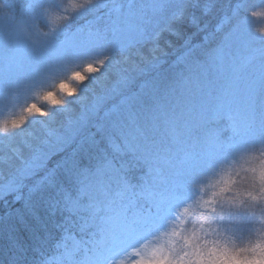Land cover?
Returning a JSON list of instances; mask_svg holds the SVG:
<instances>
[{"label": "snow or ice", "instance_id": "obj_1", "mask_svg": "<svg viewBox=\"0 0 264 264\" xmlns=\"http://www.w3.org/2000/svg\"><path fill=\"white\" fill-rule=\"evenodd\" d=\"M217 3L202 0L203 14ZM150 4L153 13L169 15V28L182 22L189 8V0ZM135 5L136 0H83L68 14L60 0H0V114L8 112L0 133L11 153L0 166L18 161L22 176H39L24 211L18 210L20 223L40 225L43 237L37 239L51 241V251L33 249L34 264H264V111L257 113L254 99L246 110L229 114L227 137L214 136L201 149L157 153L139 176L116 169L107 152H121L120 143L111 136L95 139V133L92 142L103 163L94 168L76 163L63 177L59 164L49 167L62 151L54 149L78 137L94 118L118 115L124 107L131 111L132 77L127 68H113L147 42L144 25L150 21L134 20ZM217 34L224 41L248 34V47L264 56V0H231L229 11L201 38L200 44L209 45V64L219 67L225 46L213 43ZM197 46L186 38L177 62L184 63ZM255 59L234 69L235 79ZM77 108L72 120L69 113ZM32 124H42L45 134L28 131ZM16 141L27 154L13 146ZM239 161L247 165L240 170L250 174L243 191L233 179ZM45 194L42 210L32 196ZM190 215L194 227L178 250L176 225ZM253 234L255 239L236 244Z\"/></svg>", "mask_w": 264, "mask_h": 264}, {"label": "rangeland", "instance_id": "obj_2", "mask_svg": "<svg viewBox=\"0 0 264 264\" xmlns=\"http://www.w3.org/2000/svg\"><path fill=\"white\" fill-rule=\"evenodd\" d=\"M60 2L68 10H71L68 7L69 5L82 3L83 0H60ZM218 2L225 4L227 0H218ZM147 3V6L142 8L141 0H136L134 8L136 12L134 20L137 23L140 22L141 16H143L144 20L150 21L144 25L148 35L147 42L139 45L134 50L135 54L130 61L126 64L122 62L113 68V70L127 68L132 77V82L127 90V95L131 97L128 103L134 106L137 100L145 98V94H147L148 99L153 87L159 89L161 96L160 84L165 78L168 77L169 80H173L185 76L180 83H176L175 93H173V87H171L169 95L176 100L172 113H169L171 106L168 105V101L165 99L166 108L170 110L167 111L163 108L158 113L150 115L151 120H155L156 127L148 126L147 140L150 142H147V148H144L147 153L148 166V163L155 156V153H160L154 152L158 148L162 151V149L170 147L171 149L167 150H170L171 153L178 154L183 150L204 148L214 136L219 135L224 137V133L226 132L229 135V114L246 110L253 99L255 100L257 113L264 111V56H261L258 52H253L248 47L247 42L251 39L248 34H238L228 41H224L223 36H221L219 43H223L225 46L223 65L219 67L212 66L209 64L207 57H204L199 63L194 64L193 75L186 76L183 73V69L189 65V61L196 55L199 46L193 48L187 55L184 63L177 62V57L183 55L185 49L176 54L174 59L167 63L173 56V53L168 52L173 51L176 46H184V40L186 38L193 39L198 33H203L202 36L206 33H211L217 23L212 21L216 18L217 12L214 11L218 8L210 14L204 15L202 9L198 10V12L195 10V8H198L197 3L195 6L189 0L188 12L185 14L184 20L173 24L169 28V15H163L159 18L158 22L157 19L147 17V11L149 14L150 12L153 13V5L150 4V0H147ZM200 3H202V0H200ZM193 16L195 17V23L192 20ZM172 29L178 30L180 35H174ZM250 56H256V59L240 74L238 80L235 79L236 73L234 69L246 63ZM187 71L191 73L190 69ZM159 72H162V74ZM150 74L153 75L150 76ZM146 75L147 79H149L143 81L144 83L140 85L137 92H130L132 86L141 78L140 76L146 77ZM89 96H91V90ZM89 102L81 101L78 103L86 105ZM135 107L137 108V105ZM16 111L18 113L19 110ZM79 111L80 108H77L75 112H70V118L75 120ZM7 117L8 112L0 114V120L6 119ZM112 117L115 116L113 115L102 120L100 126L103 125V127L100 129L110 127L113 122ZM58 123L62 128L67 126V121L64 117H60ZM90 129L91 127L83 130L75 139H70L66 143L58 146L57 149H54L59 150L62 148V151H59V155L53 157L51 163L56 160L57 162L55 164L62 161L71 151L72 147H75V144L80 141L79 139L82 138V135L90 131ZM28 131L32 132L35 136H43L45 134V128L42 124H32L29 126ZM152 134L156 136L153 141H151ZM2 137L3 134L0 133V161L8 155H11ZM13 146L20 147L27 154L28 150L19 141H16ZM242 165L245 168L247 167L243 161H239L236 165L239 174H233V179L237 181V185H240V191L249 187V182L246 177L250 175L240 170ZM17 166L18 161L11 167L8 164L0 166V198L5 193H9L14 189H19L20 187L21 190L25 187L28 189L29 185H31L30 182L25 181L26 177L21 175L17 170ZM49 167L52 166L49 165ZM31 179L34 178L31 177ZM37 179H39V176L35 178V181ZM193 211H196V209L193 208ZM187 220L194 222L195 217L190 215L187 217ZM185 227H188V225L185 224ZM249 238L255 239V234L251 237H244L243 241L236 239L235 242L238 246H241Z\"/></svg>", "mask_w": 264, "mask_h": 264}, {"label": "trees", "instance_id": "obj_3", "mask_svg": "<svg viewBox=\"0 0 264 264\" xmlns=\"http://www.w3.org/2000/svg\"><path fill=\"white\" fill-rule=\"evenodd\" d=\"M16 2L23 4L24 0H16ZM191 2H193L196 6L197 0H191ZM230 2L231 0H227L225 4H221L219 2L216 4V6H218L215 7L214 10L216 8L218 9L213 11L217 12V14L215 20L212 22H217L229 11ZM141 3L142 8H145L148 4L147 0H141ZM68 7L71 8V10H68V14H71L73 11L72 5H69ZM197 7L199 9L195 8V10L198 12V10L202 9V3H197ZM163 15L168 14H154L152 12L149 14L147 11V17L157 19V22ZM167 22H169V20H167ZM59 23H62V21ZM202 34L203 33H198L197 36L191 39L193 44H199V47L196 51V55L189 61V65L183 69V73L186 76L193 75L195 68L194 64L199 63L204 57H207L206 52L209 45L207 43L200 44L201 38L203 37ZM221 36H223V34H217L213 43H219ZM183 49H185L184 46H176L173 51L168 52L173 53V56L169 59V61H167V63L172 61L175 55ZM188 69H190L191 73L187 71ZM159 73L162 74V72ZM151 75L153 74H150V76ZM140 77L139 81L132 86L130 92H137L140 85L144 83L143 81L147 79V75L146 77ZM183 77H180L179 79L175 78L173 80H169L168 77L165 78V80H163L160 84V90L162 91L161 96L159 94V89L157 87H153L148 99L147 94H145V98H141L135 102L131 111H128L127 108H122V112H120V114L114 115L115 117H112L113 122L110 127L100 129L103 127V125L100 126L101 121L105 119L102 114L101 116L94 118L92 124L95 126L90 124L89 127L86 128L89 129L91 127L90 131L82 135V138L75 144V147L73 146L66 157L57 163L60 165L57 171L60 173L61 177H63L66 172L71 171L76 163H79L80 166L87 165L90 168H94L98 163H103L105 157L101 155L94 146L92 142L93 133H95V139L99 140L103 137L111 136L114 137L118 143H120L122 148L121 152H112L111 150L107 152V159L112 161V164L116 169H132V174L136 176L143 173L147 168V153L145 152V149L147 148V142H150L147 140L148 126H152L153 128L156 127L155 120H151L150 115L158 113L159 110L163 108L167 111L170 110L166 108L165 99L168 101V105L171 106L169 113H172L176 100L174 97L169 95L171 87H173V93H175V87H177L176 83H180ZM136 105L137 108L135 107ZM226 135H228L227 132L224 133V137ZM154 137H156L155 134H152L151 141L154 140ZM167 149L171 148L166 147L165 149H162V151ZM162 151H160L159 148L156 151L154 150V152ZM56 162L57 160L50 165L53 167L57 165L55 164ZM37 177L38 176H34V179L31 180L30 178H26L25 181L31 183L28 189L25 187L21 190L20 187L19 189L10 191L9 193H11V195H4L0 198V264H34V248L39 246L42 250L51 251L50 240L47 243H42L41 240L37 239L38 235L43 237V230L40 228L39 224H36L34 221H29V224L25 225L18 221V210L24 211L25 201L29 197L30 188L35 183V178ZM238 188L240 189V185H238ZM50 192H54V190H50ZM17 195L23 198L17 201L15 199ZM46 198L47 194H45V196H32L33 201L38 199L40 200V207L42 210L45 208L44 200ZM41 216L42 220L47 222L49 225L51 224L50 219L47 218L46 211H42ZM246 236L247 235H245V237ZM21 244L23 245V249L20 247Z\"/></svg>", "mask_w": 264, "mask_h": 264}, {"label": "clouds", "instance_id": "obj_4", "mask_svg": "<svg viewBox=\"0 0 264 264\" xmlns=\"http://www.w3.org/2000/svg\"><path fill=\"white\" fill-rule=\"evenodd\" d=\"M185 224L188 225V227H185ZM194 227V222L192 221H186L183 225L177 223L176 229L180 233V238L176 242L177 249H182L183 247V237L187 234H190L192 229Z\"/></svg>", "mask_w": 264, "mask_h": 264}]
</instances>
